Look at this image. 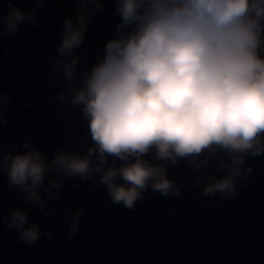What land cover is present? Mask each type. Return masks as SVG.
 <instances>
[{
  "label": "clouds",
  "instance_id": "clouds-1",
  "mask_svg": "<svg viewBox=\"0 0 264 264\" xmlns=\"http://www.w3.org/2000/svg\"><path fill=\"white\" fill-rule=\"evenodd\" d=\"M77 2V17L66 18L57 46L63 59L56 61V71L70 82L58 98L83 106L93 146L83 154L57 151L49 161L25 143L26 152L0 159L10 187L44 210L40 189L50 174L57 178L48 180L45 192L53 200L64 180L98 174L97 184L113 203L131 210L149 188L164 197L180 196L182 185L168 178L167 168L185 159L198 171L215 162L224 173L198 175L193 185H203L201 196L237 195L253 171L247 157L264 154V0H116L117 35L83 73L79 87L74 83L79 57L72 53L103 5ZM42 3L37 0L27 13L11 8L0 17L3 30L13 35L24 22L36 24ZM10 99L0 93V123L6 122ZM150 152L155 163L144 158ZM82 214V209L65 214L68 238L78 231ZM3 221L27 244L44 235L27 211L10 210Z\"/></svg>",
  "mask_w": 264,
  "mask_h": 264
},
{
  "label": "water",
  "instance_id": "water-1",
  "mask_svg": "<svg viewBox=\"0 0 264 264\" xmlns=\"http://www.w3.org/2000/svg\"><path fill=\"white\" fill-rule=\"evenodd\" d=\"M36 3L0 0V17L13 7L32 12ZM101 3L82 45L72 53L79 57L77 87L83 73L103 58L121 22L116 0ZM79 10L77 0H43L35 11L36 24L24 22L13 35L0 24V93L11 98L6 122L0 123V159L26 152L22 146L28 142L49 161L57 151L83 154L93 146L83 106L58 98L70 82L56 71V61L63 59L57 46L66 18L75 21ZM144 158L156 162L152 152ZM246 164L253 171L245 186L223 199L219 193L201 196L203 185H193L203 173L223 177L215 162L198 171L181 159L169 164L167 176L182 185V194L164 197L149 188L131 210L113 203L97 184L98 174L96 179L64 180L54 200L45 192L48 180L57 178L50 174L40 189L47 201L41 210L19 188L10 187L7 174L0 171V264H264V154L249 155ZM16 209L27 211L44 233L35 244L23 242L18 230L3 221ZM81 209L79 229L68 238L71 223L62 222L65 214Z\"/></svg>",
  "mask_w": 264,
  "mask_h": 264
}]
</instances>
